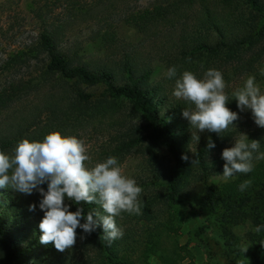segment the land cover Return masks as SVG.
Wrapping results in <instances>:
<instances>
[{"label":"trees","instance_id":"16d2710c","mask_svg":"<svg viewBox=\"0 0 264 264\" xmlns=\"http://www.w3.org/2000/svg\"><path fill=\"white\" fill-rule=\"evenodd\" d=\"M111 1L97 0L83 5L77 0H53L64 6L63 18L39 6L32 8L40 30L26 54L15 57L22 61L29 75L37 73L36 82L30 77L12 84L10 92L0 94V109L38 87L71 80L75 85L71 100L66 102V97L60 96L40 109L47 113L51 126L63 124L75 114L99 115L107 110L106 101L123 100L145 121L135 129L138 137L123 143V149L142 145L152 160H157L158 148L171 156L172 165L159 189L150 200L141 201L142 214L133 215L135 227L123 229L120 218H116L124 231L122 238L109 245L101 241L102 224L91 234L77 228V233L83 236V245L96 250L102 263L134 264L147 262L154 256L159 264H200L185 245L173 238L179 232L171 216L174 206L189 208V216L196 220L202 216L210 222L223 244L231 249L238 242L233 227L249 223L251 229L246 236L257 251L254 261L260 262L264 253V228L259 233L254 229L264 225V160L254 159L251 173L213 183L212 178L223 174L226 162L222 159L223 150L234 146L240 132L234 126L238 121L221 134L191 129L190 121L182 113L194 106L173 97L169 89L185 70L201 76L209 68H215L224 78L254 70L264 57V20L260 23L264 19V0H158L150 8L128 13L125 21L144 35L163 27L175 31L169 38L170 45L166 46L171 50L162 56L166 73L170 67L177 69V76L171 79L166 73L156 79L152 62L141 58L136 51L138 47L125 40L129 51L109 63L91 64L82 58L80 47L64 45L67 31L76 19L88 17L102 21L101 14L114 7ZM106 27L98 41L111 47L118 41L117 34L109 30L111 24ZM80 85H102L105 93L93 99V94L82 91ZM46 130L41 129L40 134ZM251 131L248 138L259 140V152H264V128L257 126ZM198 135L199 141L195 138ZM209 138L215 143L212 149H207ZM10 146L8 141H0V150L13 154ZM185 154L188 160L182 159ZM247 179L252 180L251 186L239 191V185ZM200 184L202 188L198 190ZM65 203L71 205V211L81 206L67 199ZM82 207L85 217L81 223L89 211L100 210L95 203H84ZM29 209L28 201L18 191L0 187V264H65L54 244L40 243L42 219ZM95 261L82 259L77 264Z\"/></svg>","mask_w":264,"mask_h":264},{"label":"rangeland","instance_id":"374dc122","mask_svg":"<svg viewBox=\"0 0 264 264\" xmlns=\"http://www.w3.org/2000/svg\"><path fill=\"white\" fill-rule=\"evenodd\" d=\"M35 1L37 3L34 0H0V94L10 92L12 90L11 85L20 79L26 80L32 77L36 82L37 73L33 72L29 75L27 68L22 65V61L15 57L18 54L22 56L26 54L28 45L36 38L40 30L39 22L35 19L31 9L39 6L45 11L50 10L53 16L64 17L62 3L53 2V0ZM77 1L83 5H89L97 0ZM157 1L112 0L114 7L101 14L102 21L88 17L76 19L67 31L64 45L80 47L79 53L82 58L91 64H96L109 63L121 58L126 51H129L125 41L134 43L138 47L136 51L140 57L152 62L155 68V78H161L166 73L162 56L171 50L166 46L170 45L169 38L171 39L175 35V31H167L163 27L164 29L161 28L144 35L125 21L128 13L134 14L139 10L150 8ZM105 24L108 26L111 24L112 27L109 30H115L117 34L118 41L114 46H105L103 43L100 45L98 41L101 37L100 34L107 29ZM250 75L255 76L256 82L264 92V57L251 72L242 75L236 73L224 78L226 82L225 92L230 98L227 106L239 114L235 128L240 132L236 138H239L243 133L249 137L251 130L257 127L251 109L241 111L238 107V101L231 98L232 92L241 87ZM198 77L202 78L203 75ZM174 87L175 85L169 89L173 97H175L173 95ZM74 89L73 81H62L43 85L29 94L16 97L7 107L0 109V141L11 143V151L14 153L17 143L25 137L32 140H42L47 133L57 129L66 135L75 134L85 141L92 157V165L102 162L110 156L117 157L123 173L134 178L137 184L142 187L140 200L145 202L150 200L163 182L168 168L172 165L169 153L165 149L158 148L156 150L157 160H152L145 146L136 145L130 150L123 149V143L138 137L135 129L145 122L138 114L132 112L128 103L123 100L106 101L107 110L99 115L91 117L87 114H75L71 115L65 123L51 126L48 122L47 113L40 111V109H44L46 103L60 96L66 97V102L71 100ZM80 89L92 93L93 99L101 98L105 93L102 85L94 87L80 85ZM43 128H47V130L40 134V130ZM143 145H145V141H143ZM211 180L213 183L224 181L222 175ZM45 184L46 182L41 187L47 190ZM201 188L200 184L198 190ZM19 194L24 201H28L30 206L36 205L34 214L42 219L44 211L40 209L39 203L43 197L39 191L34 190L30 195L21 192ZM189 213L191 210L184 206L171 208L173 222L179 229L178 234L173 238L191 251L196 262L200 264H264V253L261 254L260 262L254 261L257 251L246 236L248 230L251 229L249 223L246 222L233 227L238 242L234 249H231L223 244L210 222L205 221L202 216L196 220L192 215L189 216ZM133 215L127 212L121 213L119 218L123 229L135 227ZM83 240V236L77 233V240L73 248L64 252L57 250L64 263L77 264L82 259H87L89 262L97 260L91 262L93 264H105L97 258L96 250L83 245ZM242 246L248 247L244 253L240 250ZM134 264H159V262L154 256H151L147 262L136 261Z\"/></svg>","mask_w":264,"mask_h":264},{"label":"clouds","instance_id":"9594fccd","mask_svg":"<svg viewBox=\"0 0 264 264\" xmlns=\"http://www.w3.org/2000/svg\"><path fill=\"white\" fill-rule=\"evenodd\" d=\"M166 75L169 79L176 77V67H170ZM225 88L223 73L215 68H209L202 78L185 70L175 80L173 95L194 106L185 108L182 113L190 121L191 129L221 134L234 125L239 114L227 106L230 98ZM231 98L238 101L241 111L251 109L257 126L264 128V92L254 75L235 89ZM195 138L200 139L199 135ZM214 147L215 143L209 138L207 149ZM259 149V140H250L244 133L236 138L234 146L226 147L222 152V159L226 161L223 179L227 182L236 174L251 173L254 159L264 160V152H259ZM254 153L259 154L254 156ZM182 159L188 160V156L185 154ZM45 182L47 190L41 187ZM251 184V179L244 180L239 191H245ZM0 187H11L29 195L34 190L39 191L43 197L39 207L44 211L39 223L42 232L40 243L54 244L60 252L73 248L77 228L91 234L101 224V241L111 245L124 235L116 218L122 212L139 215L143 210L140 200L143 189L134 178L123 173L117 157L110 156L92 165L85 141L58 129L47 133L42 140L21 139L13 154L0 150ZM66 199L81 206L71 211ZM84 203H95L100 210L89 211L85 222L81 223L85 217ZM35 208L36 205L32 204L29 210L34 211ZM262 228L264 225H257L254 231L259 233ZM240 250L244 253L248 247L242 246Z\"/></svg>","mask_w":264,"mask_h":264}]
</instances>
